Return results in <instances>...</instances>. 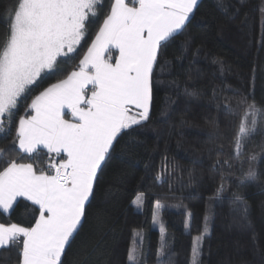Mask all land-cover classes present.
<instances>
[{"label": "trees", "instance_id": "1", "mask_svg": "<svg viewBox=\"0 0 264 264\" xmlns=\"http://www.w3.org/2000/svg\"><path fill=\"white\" fill-rule=\"evenodd\" d=\"M112 2L102 0V7L97 6L99 18L89 26L78 54L62 66L64 71L49 74L34 87L19 105L16 121L33 96L78 65ZM13 3L0 0V45L5 38V8ZM226 3L232 7L225 13L218 9L217 0H198L190 22L160 51V62L154 66L150 119L142 128L133 126L136 131L121 141L133 147L123 150L117 145V153L94 185L87 219L62 255L64 264H74V257L85 254L87 264H129L133 243L140 264H158L162 244L164 255L159 259L163 264L169 258L173 264H189L191 238L194 246L202 234L200 264H264V160L258 162L261 180L244 186H238L239 166L229 169L216 163L235 154L234 136L247 108V104L237 108L240 97L249 95L248 103L254 98L258 106H264V0ZM233 110L237 115L231 114ZM14 139L15 125L11 135L0 138V148L13 149L6 159L33 163L37 171L48 170L46 150L29 157L19 152ZM261 144L264 138L256 135L247 151L259 152ZM5 166L0 162V171ZM222 182L226 191L218 193ZM138 193L144 194L139 208L132 204ZM233 193L248 205L249 227L241 220L244 205L232 202ZM157 202L164 239L152 224ZM35 207L18 199L10 213L0 210V223L30 227L38 215ZM100 237L99 246L94 247ZM142 252L146 253L143 258ZM17 257L18 248L0 250V264H16Z\"/></svg>", "mask_w": 264, "mask_h": 264}, {"label": "snow or ice", "instance_id": "2", "mask_svg": "<svg viewBox=\"0 0 264 264\" xmlns=\"http://www.w3.org/2000/svg\"><path fill=\"white\" fill-rule=\"evenodd\" d=\"M98 5L102 7V0H15L5 8V38L0 45V138L11 135L15 125L14 143L18 142L19 152L32 157L46 150L50 157L48 170L37 171L33 163L6 159L11 147L0 148V162L6 164L0 171V210L10 213L17 198L23 197L38 212L30 227L0 223V250L18 248L16 264H64L62 255L83 227L94 185L117 153V145L123 150L133 147L121 141L136 131L133 126L142 128L150 119L154 66L160 62V51L190 22L198 0H132L131 4L113 0L78 65L33 96L16 121L19 105L34 87L49 74L64 71L62 66L78 54L89 26L99 18ZM217 7L226 13L232 5L217 0ZM249 98L243 95L237 103V108L245 104L247 108L234 136L235 154L216 161L229 169L239 166L238 186L259 182L258 162L264 160V144L259 145V152L247 151L256 135L264 138V106H258L254 98L248 103ZM69 113L71 119H66ZM231 114L237 115L235 110ZM224 191L222 182L217 192ZM143 202V193L132 200L138 208ZM232 202L244 205L241 220L249 227L243 197L233 193ZM159 208L157 202L153 223L160 225L164 239ZM202 238L203 234L194 242L192 264H200ZM163 248L162 244L157 250L158 264H163L159 259ZM145 255L142 252L141 258ZM128 262L140 264L135 248L129 250ZM74 264H87L86 254L74 257Z\"/></svg>", "mask_w": 264, "mask_h": 264}, {"label": "rangeland", "instance_id": "3", "mask_svg": "<svg viewBox=\"0 0 264 264\" xmlns=\"http://www.w3.org/2000/svg\"><path fill=\"white\" fill-rule=\"evenodd\" d=\"M127 2H129L130 4H131V2H132V0H127ZM113 3V2H112ZM157 204V203H156ZM160 204V203H159ZM161 206V205H160ZM160 209L161 208H159V210H158V213H159V217H160ZM154 211H156V206H155V210ZM160 221H161V217H160ZM161 223H162V221H161ZM152 224L154 225V227L159 231V233L161 234V232H160V225L159 224H154L153 223V221H152ZM134 241H135V239H134ZM191 246H192V249H193V242H192V238H191ZM132 248H135V244L133 243V245L131 246V248L130 249H132ZM129 249V250H130ZM192 249L190 250V256H191V260L189 261V264H192V259H193V256H192ZM120 258H121V256H120V254H117L116 255V261H119L120 260ZM167 264H173L172 263V258H169L168 260H167Z\"/></svg>", "mask_w": 264, "mask_h": 264}, {"label": "crops", "instance_id": "4", "mask_svg": "<svg viewBox=\"0 0 264 264\" xmlns=\"http://www.w3.org/2000/svg\"><path fill=\"white\" fill-rule=\"evenodd\" d=\"M89 45H90V44H89ZM86 50H87V49H86ZM86 50H85V52H86ZM85 52H84V53H85ZM113 52H114L115 54L118 55V53H116L115 50H113ZM82 57H83V55H82ZM82 57H81V58H82ZM89 87H90V86H89ZM89 94H90V93H89ZM133 111H135V109H133ZM65 112H67V110H65ZM65 118H66V119H71V115H70V113H69L68 115H66ZM21 198L24 199L23 197H18L17 200H18V199H21ZM30 202H31V201H30ZM1 211H2V210H1ZM8 225H9V224H8Z\"/></svg>", "mask_w": 264, "mask_h": 264}]
</instances>
